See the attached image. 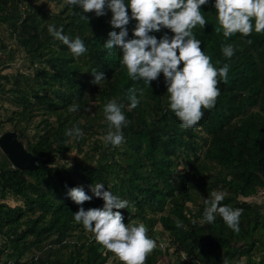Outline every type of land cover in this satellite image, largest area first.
<instances>
[{"label":"trees","instance_id":"trees-1","mask_svg":"<svg viewBox=\"0 0 264 264\" xmlns=\"http://www.w3.org/2000/svg\"><path fill=\"white\" fill-rule=\"evenodd\" d=\"M26 1L29 2L28 8L20 17L21 6ZM56 1L64 5L60 12L51 16L55 19V28L59 30L62 27L64 35L72 40L79 37L83 41L87 51L79 57L63 48H51L47 52L53 54L45 58V49L52 35L41 13L50 16L49 11L31 5L32 0H0V22L8 23L14 14L17 16L14 21L21 28L24 44L47 63L41 68L37 81L39 85L46 82L48 89L56 94L55 98L50 99L40 94L39 87L24 92L22 97H18L19 100L17 98L18 103L30 109L33 102L29 95L39 96L54 109L56 117L62 119L64 115L58 110L63 107L69 110L75 102H89L86 87L96 86L100 94L96 99L98 115L105 120L97 128L108 129L103 111L106 103L116 100L124 105L122 111L130 121L122 129L125 157L120 159L114 156L106 162L101 160L97 166H89L81 160L72 165L54 164L53 152H48L44 146L47 145L52 151L54 148L62 152L69 149L70 145H65L68 138L65 133L71 121L70 117H65L60 121L61 125L53 129L52 136L46 130L37 143L30 145L28 150L39 156L36 169L23 170L2 165V196L11 193L21 196L23 204L11 206L7 202H0V234L6 238L4 247H0V263L106 264L113 254L96 243L94 234L71 238L83 227L75 221L73 214L80 207L85 210L102 208L104 201L93 196L91 201L77 205L67 194L69 189L82 186L92 196L90 185L102 183L104 190L128 201V207L119 210L125 224L144 216L146 205L156 211L163 210L166 202H171L169 213L157 220L174 237L161 248V237L148 235L156 241L157 247L145 264H155L160 253L170 255L175 264H223L224 258L232 264L245 255H248L250 264H264V253L257 262L251 255L255 247L264 248V213L257 206L238 199L239 195L250 196L264 186V32H255V20L252 21L251 36L242 38L240 33H236L225 39L222 31L220 34L215 31L219 26L215 0L201 6L207 24L203 29L197 25L192 29L193 35L201 40V49L211 58L214 67L219 69L225 63L230 67L227 82L218 83L220 95L215 107L203 110L204 115L196 127L184 129L170 110L163 74L149 87L143 80L133 81L126 67L120 64L121 51L113 48L109 54V50L103 47L110 31L119 32L110 25V10H106L107 14L101 17L88 13L86 21L81 18L86 15L81 8L67 5L66 0ZM127 3L128 0H125ZM135 23L133 20L127 26L129 39L133 38ZM165 33L172 35L168 29L151 34L159 39ZM248 39L252 40L251 44L246 43ZM227 44L235 49L230 59L224 57L221 51V46ZM94 71L104 73L105 80L99 85L92 83ZM129 89H136L140 100V104L131 110L128 107ZM140 91L143 92L142 96ZM77 118L74 116V119ZM77 127L87 131L92 126L87 123ZM184 152L190 157V168L178 182L173 178L174 157ZM208 160L220 165L226 170L225 174L220 171L222 174L209 179L205 172ZM202 185L208 189L228 187L231 194L224 196L221 205L234 202L244 210L240 217L239 233L229 229L219 215L209 224L203 219L204 208L194 212L186 205L191 200L190 190ZM147 220L156 222L151 217ZM177 221L181 227H177ZM72 246L74 248L65 256V251ZM33 247L39 248L38 255L25 258ZM117 261V264H122L119 259Z\"/></svg>","mask_w":264,"mask_h":264},{"label":"clouds","instance_id":"clouds-1","mask_svg":"<svg viewBox=\"0 0 264 264\" xmlns=\"http://www.w3.org/2000/svg\"><path fill=\"white\" fill-rule=\"evenodd\" d=\"M208 2L209 0H128L125 4V0H66L67 5L83 10L86 15L81 18L86 21L88 13L101 17L107 14L106 10H110V25L113 29H119V32L110 31L103 47L109 50V54L113 48L121 51L120 64L126 67L127 74L133 81L143 80L149 87L152 81L163 74L170 110L184 129L196 127L204 115L203 110L215 107L220 95L218 83L227 82L230 67L227 63L219 69L214 67L211 58L201 49V40L193 35L192 29L197 25L203 29L207 24L201 6ZM214 8L219 25L215 31L217 34L222 31L225 39L236 33H240L242 38L251 36L253 19L255 32H264V0H215ZM133 20L136 21L132 31L133 38L129 39L127 26ZM162 29L170 30L172 35L165 33L157 39L151 34ZM48 32L66 45L75 57L87 51L79 37L70 39L63 34L62 27L57 30L54 26H49ZM246 43L251 44L252 40L248 39ZM221 51L229 59L235 53L230 44L222 45ZM92 75V83L95 85L105 80L103 72L94 71ZM136 92V89L128 90L129 110L140 104ZM140 95H143L142 91ZM123 107L116 100H111L103 109L108 122L104 141L112 146H119L124 142L122 129L130 123L122 111ZM78 108V105H73L70 111L76 112ZM65 134L77 139L84 136L79 127L66 130ZM104 189L102 183L90 185L92 196L82 186L69 189L67 194L77 205L91 201L93 196L104 201L102 208L85 210L80 207L73 214L75 221L81 223L86 231L93 233L96 243L106 252L114 254L122 264H145L157 247L156 241L148 237V230L143 223L125 224L119 210L126 209L128 201ZM211 197L205 200L204 221L211 224L219 215L229 229L239 233L243 209L222 206L223 193L213 192ZM181 226L177 221V227ZM223 264H229V261L224 258Z\"/></svg>","mask_w":264,"mask_h":264},{"label":"rangeland","instance_id":"rangeland-1","mask_svg":"<svg viewBox=\"0 0 264 264\" xmlns=\"http://www.w3.org/2000/svg\"><path fill=\"white\" fill-rule=\"evenodd\" d=\"M30 4L38 5L42 10L49 11L50 16H45L42 12L41 17L44 24L54 27L55 19L51 18V16L52 14L60 12L64 5L62 2L56 0H32ZM28 5L29 2L26 1L25 5L21 6L20 17L24 16V9H26V7L28 8ZM16 18L17 16L14 14L8 23L0 22V136L7 130L16 131L25 147L29 149L31 144L37 143L40 140V136L44 134L46 130H49V135L52 136L53 129L61 125L60 121L64 120L65 117H70L71 124L69 129H74L77 125L82 126L91 123L94 130L92 127L87 131L82 128L81 130L83 131L84 136L81 139H77L74 136H68L65 145H70V147L66 152H62L58 148H54L52 151L50 147L45 145L44 147L48 152H53L52 160L54 164L72 165L78 160H81L89 166H97L101 160L104 162L111 161L114 156L120 159L124 158V151L126 149L125 143L123 142L119 146H112L109 143H105L104 136L108 129L97 128V125L103 123L105 120L104 117L102 118V116L98 115L99 108L96 99L100 94L96 86L88 85L86 87V94L89 98V102L81 104L75 102L70 105L69 108L73 105H78V111L72 112L70 109L64 110V107L58 110L64 115L62 119H58L55 115L56 113L54 109L46 104L44 99L39 96H34L32 94L29 95V98L33 102V106L30 107L31 110L26 109L24 104L22 105L18 103L19 96L22 97L27 91L39 87H41L40 94L50 99L55 98L56 94L53 90L48 89L45 84L46 82H44L43 85H39L37 81L39 72L41 68L47 65V63L41 61V59L35 54V51L28 50L23 42L24 35L21 32V28L19 26L17 27V24L14 21ZM51 48H63L70 51L66 45L55 39L53 36L45 49V53H47L45 58L50 57L53 54L51 51L47 52L48 49ZM74 116H78V118L74 119ZM77 122L78 124H76ZM194 158L195 157H192V159ZM174 159L176 164L174 165L175 172L173 178L179 182L182 175H187L186 172L190 168V157L184 152L174 157ZM207 162L208 167L205 172L209 179L214 178L215 175L222 174L221 172H224L223 174H225L226 170H223L220 165L209 160ZM2 165L14 166L8 155L0 146V167H2ZM213 192L223 193L224 196L231 194L228 187L208 189L202 185L190 190L191 200H188L186 205L194 212H198L203 208L205 209V200L211 199V194ZM238 199L240 201H246L248 205L257 206L258 209L264 213V186L259 187L255 194L250 196L239 195ZM0 202H7L11 206H17L18 204H23V197L13 195L12 193L3 197L0 192ZM228 206L233 209L238 208L237 204L234 202L228 204ZM145 207L147 208V211L144 216L135 218L133 223H143L148 230L147 235L149 236H160L161 239L159 242L162 243L160 247L163 248L165 243L167 244L172 236L174 237V234L162 228L161 223L158 222L157 219H159L161 215L169 213L171 202H166L163 210L155 211L149 209L147 205ZM149 217L156 219V222L150 223L147 220ZM192 222L194 221L192 220ZM200 223L205 225V222L202 220H200ZM92 234L93 233L86 231L84 227H80L73 235H71V238H77L79 235L89 236ZM5 239V236L0 234V247H4L3 244ZM177 244L178 243H176V245ZM73 248L74 246L68 248L64 255L67 256L68 252ZM5 249L9 250V248ZM39 252V248L33 247L25 258L30 259L31 256H37ZM263 253L264 248L255 247L251 252L253 260L255 262L259 261ZM113 255H111L106 264L118 263V259L114 258ZM160 255L155 264H175L173 261L174 258L170 255H164L161 253ZM0 264H2V262ZM232 264H250L248 255L242 256L238 261L232 262Z\"/></svg>","mask_w":264,"mask_h":264},{"label":"water","instance_id":"water-1","mask_svg":"<svg viewBox=\"0 0 264 264\" xmlns=\"http://www.w3.org/2000/svg\"><path fill=\"white\" fill-rule=\"evenodd\" d=\"M0 146L15 167L23 170H34L39 166V156L25 147L16 131H5L0 136Z\"/></svg>","mask_w":264,"mask_h":264}]
</instances>
